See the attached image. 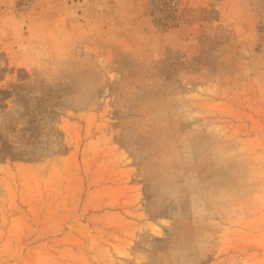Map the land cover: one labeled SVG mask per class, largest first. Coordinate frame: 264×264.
I'll return each instance as SVG.
<instances>
[{"label": "rangeland", "instance_id": "rangeland-1", "mask_svg": "<svg viewBox=\"0 0 264 264\" xmlns=\"http://www.w3.org/2000/svg\"><path fill=\"white\" fill-rule=\"evenodd\" d=\"M0 264H264V0H0Z\"/></svg>", "mask_w": 264, "mask_h": 264}]
</instances>
